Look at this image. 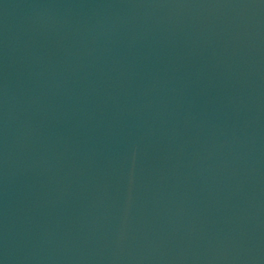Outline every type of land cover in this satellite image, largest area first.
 <instances>
[{
  "label": "water",
  "instance_id": "water-1",
  "mask_svg": "<svg viewBox=\"0 0 264 264\" xmlns=\"http://www.w3.org/2000/svg\"><path fill=\"white\" fill-rule=\"evenodd\" d=\"M0 264H264V0H0Z\"/></svg>",
  "mask_w": 264,
  "mask_h": 264
}]
</instances>
